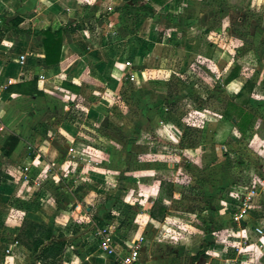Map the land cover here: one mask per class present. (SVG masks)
Listing matches in <instances>:
<instances>
[{
  "label": "rangeland",
  "instance_id": "obj_1",
  "mask_svg": "<svg viewBox=\"0 0 264 264\" xmlns=\"http://www.w3.org/2000/svg\"><path fill=\"white\" fill-rule=\"evenodd\" d=\"M137 1H122L121 6L135 10ZM231 1L238 8L243 0ZM128 10L129 15L135 14ZM133 18L129 17L131 30ZM209 25L215 27L216 18ZM258 26L257 20L249 21L245 15L238 21L225 19L224 27L231 33L227 31L225 40L221 35L217 45L232 50L217 69L208 63L206 67L202 58L184 55L180 44L172 43L161 53L157 49L162 62L155 71L129 69L118 85L107 86L104 93V87L97 86V92L107 97L105 107L98 105L97 96L88 99L83 90L64 114L60 111L62 116L53 105H41L34 119L23 114L18 133L32 147L61 120L81 134L75 138V158L59 169L33 174L26 185L34 189L27 197L17 195L24 183L20 177L0 190V264H16L7 261L9 257L16 258L17 264L36 263L15 242L29 245V239L17 234L25 222H34L27 212L39 214V223L46 225L53 238L57 234L64 238L59 264H107V258L97 252L100 228H106L118 245L141 233L138 227L146 223L142 214L158 199L166 209L161 221L165 227L142 232L163 245L154 251L168 254L182 245L221 264L240 260L264 264V241L263 246L244 244L242 229L232 220L236 202L249 193L250 211L244 223L264 226V35L254 30ZM237 40L244 47L235 53L232 45ZM136 42L137 52L148 53L145 40ZM232 65L236 75L248 81L242 90L236 84L225 86L223 78ZM7 168L8 162L1 159L0 180L8 178Z\"/></svg>",
  "mask_w": 264,
  "mask_h": 264
},
{
  "label": "crops",
  "instance_id": "obj_2",
  "mask_svg": "<svg viewBox=\"0 0 264 264\" xmlns=\"http://www.w3.org/2000/svg\"><path fill=\"white\" fill-rule=\"evenodd\" d=\"M122 1L0 0V163L1 159L8 162L5 173L8 178L0 180V190L20 177L24 183L19 185L17 195L24 199L34 189V185H26L33 174L37 176L40 171L50 167L59 169L64 162L75 158V145L78 142L75 138L81 134L77 128L61 120L55 130L46 131L42 141L32 147L18 133V122L23 114L27 116L25 118L34 119L41 105H53L57 115L62 116L60 111L64 114L69 102L80 97L83 90L87 91L88 99L97 96L98 105L101 103L104 106L107 97L103 93L107 86L118 85L123 73L129 69L155 71L156 65L162 62L157 49L161 53L172 43L180 44L184 55L202 58L206 61V67L209 64L217 69L218 65L225 64L222 59L232 50L229 47L224 50L225 45L224 48L217 45L221 35L225 40V35L231 33L224 27L225 19L230 21L231 17L238 21L245 15L249 21L257 20L259 26L254 30L264 35V0H243L239 2L238 8L235 7L237 3L231 0H138L135 10L126 7L135 13L132 15V27L135 26L132 30L129 29L132 21L129 17L132 16L121 6ZM209 7H214L215 11ZM15 17L20 18L19 24L16 27L9 26L8 22ZM212 18H216L215 27L209 25ZM160 25L164 26L163 30L159 28ZM251 26L248 24V28ZM45 29L60 30L59 61L56 65L44 64L39 32ZM209 37L214 40L210 41ZM139 38L145 40L149 47L148 53L144 55L136 51V40ZM236 42L231 45L238 53L244 46L238 40ZM19 55L24 56L22 65L17 63ZM148 59L151 64L149 62L145 66ZM234 67L232 65L227 69L225 78ZM225 78L223 80L227 87L234 84L241 87L245 82L241 75H236L228 82H225ZM100 85L104 87L103 93L97 92V86ZM64 98L67 99L65 105L62 103ZM14 119L17 123L13 122ZM8 135L18 141L6 157L3 153L7 148L2 151V147ZM24 168L27 169L26 173L22 171ZM57 172L62 175L61 169ZM70 197L74 199L72 195ZM7 209L11 211L10 207ZM60 214L66 215L68 212ZM30 215L31 221H41L39 214L27 212L26 217ZM33 216H36L35 219ZM142 216L146 223L139 225L138 232L141 233L129 238L126 236L127 239L137 235L148 239L142 235L143 231L149 227L153 230L165 227L164 223L149 219L148 214ZM119 235L123 236L121 233ZM148 240L150 248L140 255L138 264H221L218 259H207L203 255L193 260L197 252H190L182 245L175 246V250L168 254H161L154 250L163 245ZM8 259L18 263V260H14L16 258ZM71 262L75 263L74 260ZM107 264L117 262L107 258Z\"/></svg>",
  "mask_w": 264,
  "mask_h": 264
},
{
  "label": "trees",
  "instance_id": "obj_3",
  "mask_svg": "<svg viewBox=\"0 0 264 264\" xmlns=\"http://www.w3.org/2000/svg\"><path fill=\"white\" fill-rule=\"evenodd\" d=\"M125 2H129L131 4L136 0H123ZM20 22V18L15 17L11 21L8 22L9 26H17ZM6 26V24H5ZM41 36L42 48H43V57L45 65H56L59 61V50H60V30L51 31L50 29H45L39 32ZM237 68H233L229 71L227 77L225 78V82L230 81L231 79L236 77ZM248 81H245L241 86L240 90L244 89L248 86ZM62 86H66L62 84ZM61 86V87H62ZM250 87V86H249ZM238 95V93L236 94ZM17 138L12 135H8L3 147L2 151L7 148L6 152L3 153L4 156L8 157L15 145L17 144ZM170 188V185H169ZM159 193V192H158ZM171 191L169 189L167 193V197L170 198ZM159 198V195H158ZM162 200L158 199L154 201L148 210L149 219L161 222L165 216V207L161 204ZM24 225V226H23ZM22 225V228L18 230V237H25L29 239V245L20 240H15L17 244L22 246L29 254L30 258H33L38 264H59V258L63 254L64 249L66 247V242L61 234H57L55 238L52 237L50 230L43 223H35V222H25ZM20 234V236H19ZM203 253L201 251L197 252L194 256L193 260L198 258V256H202Z\"/></svg>",
  "mask_w": 264,
  "mask_h": 264
},
{
  "label": "built area",
  "instance_id": "obj_4",
  "mask_svg": "<svg viewBox=\"0 0 264 264\" xmlns=\"http://www.w3.org/2000/svg\"><path fill=\"white\" fill-rule=\"evenodd\" d=\"M24 62V56L19 55L17 63L22 65ZM10 81H8L9 83ZM67 95V94H66ZM67 99L64 98L62 103L65 105ZM23 172H27V169H22ZM250 194L246 193L242 196V199L236 202V205L233 207L234 213L232 216L233 224L238 228L240 226L241 231L244 236V244L247 242L257 243L260 246H263L264 241V226L254 225L249 226L244 223V218L247 217L248 212L250 211L249 200ZM242 222V223H241ZM241 223V224H240ZM230 229V228H229ZM101 232H97L99 235L97 242V252L99 256L104 258H109L113 261H116L117 264H138L140 255L147 252L150 248V241L143 238L141 235H137L133 239L124 238L121 242H118V245L112 242L109 234L106 233V228H100ZM240 244V242H239ZM250 245V244H249ZM248 245V246H249ZM118 246V247H117ZM232 247V246H231ZM243 253H246L245 251ZM205 255H209L210 252H204ZM224 255H221L223 257ZM232 262V264H234ZM245 262L240 260L238 264H244ZM38 264V263H35Z\"/></svg>",
  "mask_w": 264,
  "mask_h": 264
}]
</instances>
